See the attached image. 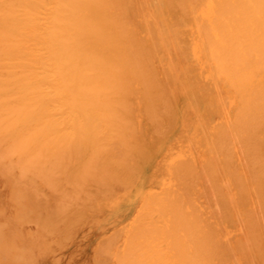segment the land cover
<instances>
[{
	"label": "bare ground",
	"instance_id": "1",
	"mask_svg": "<svg viewBox=\"0 0 264 264\" xmlns=\"http://www.w3.org/2000/svg\"><path fill=\"white\" fill-rule=\"evenodd\" d=\"M0 264H264V0H0Z\"/></svg>",
	"mask_w": 264,
	"mask_h": 264
}]
</instances>
